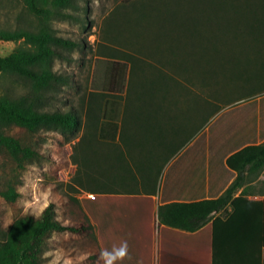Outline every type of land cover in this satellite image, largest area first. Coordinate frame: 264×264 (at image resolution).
<instances>
[{
	"label": "trees",
	"instance_id": "1",
	"mask_svg": "<svg viewBox=\"0 0 264 264\" xmlns=\"http://www.w3.org/2000/svg\"><path fill=\"white\" fill-rule=\"evenodd\" d=\"M20 1L39 23L0 28V41L26 43L0 57V157L26 168L44 159L35 144L39 134L74 133L83 116L47 107L69 82L53 69L54 59L80 47L58 35L50 17H68L66 9L76 0ZM131 2L136 25L149 29L150 36L142 34L145 43L138 52L118 50L131 65L125 93H91L86 132L75 146L80 156L74 160L78 177L94 181L93 173H100L106 189L140 199L149 212L163 168L223 108L212 96L229 101L232 86L224 80L248 75L249 62L264 53V0ZM196 86L210 93L196 92ZM261 107L264 117V97ZM226 162L237 176L220 196L161 204L158 222L183 235L208 234L213 264H264V205L249 199L264 196V141L243 145ZM0 196L12 201L16 189L0 188ZM91 229V224L61 221L50 203L39 215H22L0 230V264H62L43 261L49 236Z\"/></svg>",
	"mask_w": 264,
	"mask_h": 264
},
{
	"label": "rangeland",
	"instance_id": "2",
	"mask_svg": "<svg viewBox=\"0 0 264 264\" xmlns=\"http://www.w3.org/2000/svg\"><path fill=\"white\" fill-rule=\"evenodd\" d=\"M131 3V0H76L74 8L66 9L68 17L51 15L50 23L55 32L78 42L80 47L65 50L63 58L54 59L53 69L64 75L69 82L63 85L47 107L51 110H75L83 116V123L80 129L71 134L56 131L39 134L35 144L44 159L30 163L26 168L18 167L4 156L0 157V188L11 184L16 189L12 201L0 196V230L6 229L22 215H39L50 203L56 206L61 221L92 225V229L85 234L52 233L44 246L43 261L48 263L146 264L148 226L141 217L145 208L143 201L136 197L131 201L130 195L106 189L100 182L105 176L93 173L92 170L89 172L94 174V181H89L86 176L78 177L79 167L74 160V155L80 156L75 146L86 132L91 93H125L131 65L118 57V50L138 52L135 49L145 43L142 34L145 33L144 38L150 36L149 29L136 25L137 17ZM38 23L37 18L28 12L20 0H0V28H34ZM25 46L23 41H0V57ZM263 56L264 53L259 54L257 63L255 59L249 62V76L245 71L243 77L235 81L224 80V85L232 86L233 89L229 94L230 102L212 96L216 104L223 108L182 152L177 153L186 154L180 161L187 160L186 156L200 149L198 152L203 151V166L208 159L205 156L207 145L222 146L225 141L224 148L228 150L235 145L245 144L233 142L231 135L238 127L244 129L242 125L249 124L251 116L257 117L261 113L258 107L264 97ZM224 89L228 93L230 88ZM195 90L210 93V90H202V87L196 86ZM249 92H256V95L236 100ZM180 106L181 103L177 109ZM15 132L24 136L18 129ZM166 169L167 166L163 168L158 182L159 192L164 183L168 184L169 181L164 176ZM135 200H138L137 203ZM137 210L142 213L136 219Z\"/></svg>",
	"mask_w": 264,
	"mask_h": 264
},
{
	"label": "crops",
	"instance_id": "3",
	"mask_svg": "<svg viewBox=\"0 0 264 264\" xmlns=\"http://www.w3.org/2000/svg\"><path fill=\"white\" fill-rule=\"evenodd\" d=\"M258 110L260 113L262 110L261 105L258 107ZM263 118L261 113L257 117L251 116L249 124L242 125L244 129L238 127L234 134L231 135L232 141L239 142L238 144L245 143L244 145L249 143H262L264 141V128H262L264 127ZM225 143L224 141L221 144L222 146L220 144L207 145L208 148L205 150V156L208 159L203 166L201 165L203 157L201 153L203 151L201 153L198 152L200 149H195L191 154L186 156L185 159L187 160L184 161L180 160L186 154H177L178 156L176 155L166 165L167 169L164 176H166V179L169 178V181L168 184L167 182L166 184L164 183L161 192L157 191L152 196L151 210L148 212L147 204L143 202L145 205V208L143 207V213L137 210L136 214L135 211L136 216H134L136 219L137 216L140 217L139 214H144L141 217L149 227V229L147 227L148 240L146 239L148 241L146 264H213L214 253L208 234L202 236V233L199 232L194 236L183 235L180 231L163 227L158 222V207L161 204L174 201H195L220 196L237 176V172L228 167L226 162L227 158L243 146L235 145L227 150L224 148ZM202 147H205V145ZM179 156L181 157L178 159ZM131 197V201H133V196ZM249 199L262 201L264 205V196H251ZM137 201L135 200L134 202L137 203ZM151 223L154 226L152 232ZM156 223L158 226L157 229Z\"/></svg>",
	"mask_w": 264,
	"mask_h": 264
}]
</instances>
